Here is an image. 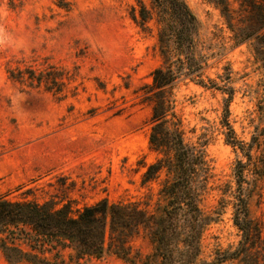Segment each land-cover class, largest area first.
<instances>
[{"label":"rangeland","instance_id":"374dc122","mask_svg":"<svg viewBox=\"0 0 264 264\" xmlns=\"http://www.w3.org/2000/svg\"><path fill=\"white\" fill-rule=\"evenodd\" d=\"M186 1L201 24L200 51L208 58L202 78L233 90L228 121L239 140L251 143L264 127V69L253 41L236 43L215 0ZM227 1L236 22L247 18L242 0ZM9 3L0 0V196L66 206L71 215L105 198L154 211L168 179L162 171L144 182L148 166L161 157L150 144L153 101L143 90L163 62L156 20L143 28L132 18L139 0H15V8ZM16 60L57 64L72 79L62 93L16 82L6 72L7 62ZM174 94L186 140L205 144L211 168L201 206L215 220L203 234V264L239 245L236 169L248 158L227 141L229 93L186 79ZM251 153L257 160L263 146ZM245 179L244 197L264 232V173L257 174L251 163ZM27 241L18 243L30 250ZM32 244L54 264H145L153 252L145 229L132 238L130 259L110 250L77 257L70 248L41 246L35 239ZM0 264H11L2 251Z\"/></svg>","mask_w":264,"mask_h":264},{"label":"trees","instance_id":"16d2710c","mask_svg":"<svg viewBox=\"0 0 264 264\" xmlns=\"http://www.w3.org/2000/svg\"><path fill=\"white\" fill-rule=\"evenodd\" d=\"M234 32L236 43L253 41L256 59L264 69V0H242L246 19L236 22L227 0L214 1ZM140 9H132V18L143 28L155 19L163 62L152 72V82L143 87L145 98L153 101L150 144L161 157L148 166L144 182L154 180L162 171L168 179L159 192L160 202L154 211L138 203L110 202L102 199L71 215L66 206L55 209L48 203L13 201L0 196V251L11 264L30 261L34 264H54L41 257V247L61 246L75 251L77 257H101L107 250L130 259L132 238L145 229L153 243V252L145 264H198L202 255V238L208 225L215 220L202 206V195L211 174L205 144H191L186 140L181 117L176 111L174 90L186 79L229 93L226 100L224 125L227 141L242 150L247 163L239 161L237 174V202L234 205V224L241 232L239 245L231 251H218L215 259L203 264H222L238 260L240 264H264V232L251 216L244 197L245 170L253 163L257 174L264 173V127L245 143L236 137L228 121L229 103L233 90L223 88L212 79L206 83L203 70L207 56L200 51V21L186 0H139ZM11 8L17 5L10 0ZM1 67V65H0ZM10 79L32 87L44 86L62 93L72 76L65 68L44 62L28 64L25 60L7 62ZM264 114V99L260 104ZM263 146V153L253 161L254 146ZM26 237L30 250L18 240ZM43 252V251H42Z\"/></svg>","mask_w":264,"mask_h":264}]
</instances>
